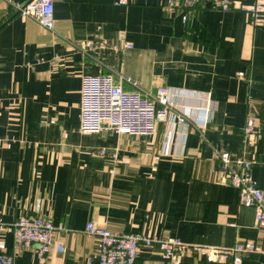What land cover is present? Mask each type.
Returning a JSON list of instances; mask_svg holds the SVG:
<instances>
[{
	"label": "crops",
	"instance_id": "obj_1",
	"mask_svg": "<svg viewBox=\"0 0 264 264\" xmlns=\"http://www.w3.org/2000/svg\"><path fill=\"white\" fill-rule=\"evenodd\" d=\"M25 1L0 0V250L15 254V264H88L98 248L85 232L90 221L192 245H264L255 209L240 204L217 157L229 152L234 168L239 158L252 160L264 187V138L244 142L248 115L264 126V17L209 2L184 20L168 0H54L48 30L18 14L13 3ZM100 74L122 75L126 90L167 86L188 106L215 107L204 128L191 120L171 130L161 119L150 136L85 134L81 81ZM23 213L62 227L54 243L64 251H16L8 226ZM182 260L232 264L194 251ZM139 261L169 264L158 246L142 248ZM241 264H264V253Z\"/></svg>",
	"mask_w": 264,
	"mask_h": 264
},
{
	"label": "built area",
	"instance_id": "obj_2",
	"mask_svg": "<svg viewBox=\"0 0 264 264\" xmlns=\"http://www.w3.org/2000/svg\"><path fill=\"white\" fill-rule=\"evenodd\" d=\"M208 2L219 10L238 8L256 20L264 17V0H253L252 3H245L244 0H168L167 5L171 9L182 10L183 19L187 20L196 7ZM118 3L127 5L130 0H119ZM13 4L22 18L33 17L43 28L54 30V0H27ZM87 45L91 46V43ZM123 81L122 75L116 77L113 74L82 77L80 129L83 133L96 134L112 130L119 134L150 136L156 133L157 123L161 119L167 122L171 130L176 124L188 127L191 120L204 128L209 112L215 107L211 100H208L205 107L188 106L179 94L167 86H161L151 94L126 90ZM263 138L264 126L255 116L248 115L244 127L245 145L252 147ZM102 154L109 155L105 150ZM111 155L114 160L119 156L118 152ZM217 157L221 162L225 180L239 191L240 204L255 209L256 222L264 235V187L259 186L253 178L252 160L239 158L236 160L238 168H234L229 152H220ZM8 229L13 234L16 251L37 246L41 257H44L53 245L59 252L64 251L61 242L54 243V235L62 227L55 226L49 218L41 214H20ZM85 232L98 239L97 251L89 258L88 264H145L139 261V251L144 247L155 246L159 247L160 254L169 264H185L182 256L186 251H194L211 261L231 260L232 264H241L245 255L264 253V245L254 241L238 242L226 247L192 245L171 235L118 233L93 221L87 223ZM0 264H15V254L0 250Z\"/></svg>",
	"mask_w": 264,
	"mask_h": 264
}]
</instances>
